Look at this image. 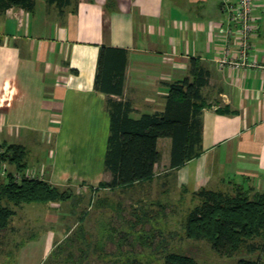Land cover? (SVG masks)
<instances>
[{"label": "crops", "instance_id": "1", "mask_svg": "<svg viewBox=\"0 0 264 264\" xmlns=\"http://www.w3.org/2000/svg\"><path fill=\"white\" fill-rule=\"evenodd\" d=\"M220 3L77 0L61 13L46 0H35L31 10L6 9L0 1V141L23 145L26 170L57 187H97L112 177L105 168L109 100L128 104L133 117L160 111L168 84L188 76L190 57H198L208 70L201 150L171 168V140L159 138L158 149H167L160 161L175 173L183 194L234 186L264 192V0H255L259 28L248 59L256 65L247 67L217 63L224 49L216 32ZM102 46L126 50L121 95L95 86ZM40 203L46 205L36 209L49 210L45 221L30 225L11 259L0 256V264L47 261L61 239L59 207ZM22 204L12 205L11 218L27 226L18 218Z\"/></svg>", "mask_w": 264, "mask_h": 264}, {"label": "trees", "instance_id": "2", "mask_svg": "<svg viewBox=\"0 0 264 264\" xmlns=\"http://www.w3.org/2000/svg\"><path fill=\"white\" fill-rule=\"evenodd\" d=\"M0 1L6 9L20 7L31 10L35 0ZM46 1L55 4L63 13L65 7L76 4L77 0ZM125 65V49L102 46L98 56L96 88L121 95ZM207 83L208 70L198 57H190L188 76L168 84L162 110L133 117L129 115L128 104L109 100L105 168L112 177L101 185L126 188L152 178L154 167L161 159L157 145L159 138L171 140V168L195 157L201 150V110L209 106L201 93ZM26 153L21 144L0 141V230L6 227L14 214L12 205L68 199L65 191L48 180L24 174ZM5 165L7 168L3 170ZM16 174H20L19 178ZM233 188L240 189L244 196L229 197L224 195L227 192L204 188L195 193L200 203L188 214L186 236L209 240L219 255L233 254L242 246L250 251H264V192H250L241 186ZM255 238L261 241L253 240ZM163 264L199 263L189 255L170 252L164 256ZM237 264H264V260L240 257Z\"/></svg>", "mask_w": 264, "mask_h": 264}, {"label": "rangeland", "instance_id": "3", "mask_svg": "<svg viewBox=\"0 0 264 264\" xmlns=\"http://www.w3.org/2000/svg\"><path fill=\"white\" fill-rule=\"evenodd\" d=\"M160 150L165 157V145ZM164 163L162 158L152 178L126 188L59 187L68 195L67 200L54 201L59 207L61 239L44 264H163L170 252L189 255L199 264H237L240 257L264 259V251L243 246L233 254L219 255L209 240L187 237L185 223L200 198L183 194L175 173ZM224 195L244 196L238 188ZM44 205L22 204L18 218L27 226H18L10 218L0 230L1 257L9 261L29 226L45 221L49 210L36 209Z\"/></svg>", "mask_w": 264, "mask_h": 264}, {"label": "built area", "instance_id": "4", "mask_svg": "<svg viewBox=\"0 0 264 264\" xmlns=\"http://www.w3.org/2000/svg\"><path fill=\"white\" fill-rule=\"evenodd\" d=\"M220 7L223 18L216 25V32L224 43V49L217 57L218 65L220 67L256 65L254 61L248 59L252 35L259 28L255 0H221ZM6 168L5 165L3 170ZM24 174L29 177L36 176L34 171L29 169L25 170ZM19 176L20 174H16V177Z\"/></svg>", "mask_w": 264, "mask_h": 264}]
</instances>
